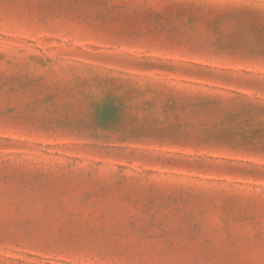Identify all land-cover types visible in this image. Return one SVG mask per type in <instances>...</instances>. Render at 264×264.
<instances>
[{
	"label": "rangeland",
	"instance_id": "rangeland-1",
	"mask_svg": "<svg viewBox=\"0 0 264 264\" xmlns=\"http://www.w3.org/2000/svg\"><path fill=\"white\" fill-rule=\"evenodd\" d=\"M0 264H264V0H0Z\"/></svg>",
	"mask_w": 264,
	"mask_h": 264
}]
</instances>
